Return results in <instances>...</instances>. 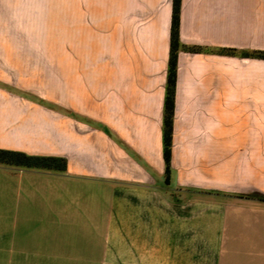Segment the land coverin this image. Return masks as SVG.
Masks as SVG:
<instances>
[{
    "label": "crops",
    "instance_id": "1",
    "mask_svg": "<svg viewBox=\"0 0 264 264\" xmlns=\"http://www.w3.org/2000/svg\"><path fill=\"white\" fill-rule=\"evenodd\" d=\"M0 0V264H264V0Z\"/></svg>",
    "mask_w": 264,
    "mask_h": 264
},
{
    "label": "trees",
    "instance_id": "2",
    "mask_svg": "<svg viewBox=\"0 0 264 264\" xmlns=\"http://www.w3.org/2000/svg\"><path fill=\"white\" fill-rule=\"evenodd\" d=\"M181 7L182 0H173V16L171 26L170 39V57L166 84V97L163 116V144H164V159L166 163V180H170L172 173V148H173V130L176 104V88L178 74V58L181 51L191 53H201V47H189L181 41ZM222 54L230 56H241L245 58L264 59V52H248L238 51L236 49H222ZM0 164L28 168V169H43L64 171L66 169V161L58 157L32 156L23 152L10 151L0 149ZM246 198H255L264 201V195L253 193L243 195Z\"/></svg>",
    "mask_w": 264,
    "mask_h": 264
}]
</instances>
